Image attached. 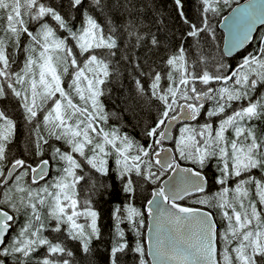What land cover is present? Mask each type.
<instances>
[{"label": "snow or ice", "instance_id": "1", "mask_svg": "<svg viewBox=\"0 0 264 264\" xmlns=\"http://www.w3.org/2000/svg\"><path fill=\"white\" fill-rule=\"evenodd\" d=\"M173 4L186 28L179 46L159 63L148 56L141 63L138 55L117 57L121 43L125 52L160 46L140 20L143 0H0V100L16 101L30 149L57 165L47 180L49 159L35 167L10 159L19 125L0 109V264H75L64 240L90 254L102 236L92 195L109 187L99 178L113 179L114 190L118 182L125 196L112 213L108 264H121L128 252L136 264H149L146 256L151 264H264V131L252 123L264 121V35L258 43L254 36L257 25L264 27V0H196L191 19L184 0ZM225 8L231 11L219 20L224 47L214 56L207 50L216 40L213 20ZM233 53L240 57L235 66L224 59ZM121 60L134 83L129 99L139 107L148 93L157 103V117L141 128L145 142L109 124L119 117L103 98L122 75ZM169 139L173 146L163 147ZM213 161L220 189L208 195L203 170ZM168 172L174 175L161 182ZM82 182H91L83 200ZM144 184L156 187L142 211L135 199ZM185 199L219 209L223 230L212 213L183 206Z\"/></svg>", "mask_w": 264, "mask_h": 264}, {"label": "trees", "instance_id": "2", "mask_svg": "<svg viewBox=\"0 0 264 264\" xmlns=\"http://www.w3.org/2000/svg\"><path fill=\"white\" fill-rule=\"evenodd\" d=\"M143 2L146 3L148 6L147 8H140V20L146 32L151 31V33L155 34L158 37V39L161 41L160 46L159 48L151 49V51H149L148 48H142L135 49L134 52H125L123 48V43H121V49L118 53L117 59L123 55H138L141 63H145V56H148L151 61L159 63L161 58H166L167 55H169L172 51H175V49L179 46L181 42V33L184 32L186 28L180 23L178 17L176 16L173 0H143ZM184 3L185 12L188 14L190 19L193 18L194 14L197 11L196 0H184ZM233 4H235V2ZM227 9L228 8L223 9L221 15L224 14ZM220 17L221 16H218L213 20V24L216 30V40L211 41L209 38L212 47L210 49H207L208 51H211L214 56H219L222 52L223 33L217 26ZM261 35H264V27L262 26L257 30L255 34V36L257 37V43ZM191 43V38H189L188 44ZM255 47V43L249 44L247 46V51H252ZM245 54L247 53L245 52ZM23 58V53L18 51V63L22 62ZM224 59L226 63H230L231 65L235 66L240 60V57L235 54L231 57H225ZM118 67L122 75L118 80H114L112 83L109 84V87L112 89V91L103 98L106 110L118 114L119 117L117 119L115 116H113L110 119L109 124L119 126L122 131L127 132L129 135L140 140L141 142H145L141 134V128L143 127V124L145 122H151L157 117V103L155 101L149 100V94L146 93L142 101L139 102L140 106L137 107L136 103L129 99L130 94L134 93V83L131 74L125 70L127 67V61L121 60ZM141 79L144 83L145 88L147 89L149 83L148 78L141 77ZM126 100L128 101L127 103H125ZM206 107H211V103H208ZM4 108L8 109L9 113L17 120V124L19 125L17 139L10 146L11 151L9 152V158H24L28 161V163L32 164V166L38 164L41 159H49L50 174L49 177H47L46 179L50 180L52 177L57 175V165L51 160L50 154L45 155L44 157H37L30 149L29 126H27L24 120L22 119L21 113L17 108L16 101L11 97L6 98L4 100H0V109ZM129 109H131V111H129ZM205 119L206 116H202L201 118H199V122L204 123ZM190 123L194 124L195 122ZM252 123L256 125V129L258 132L264 131V121H253ZM175 134H178V128L177 130H175ZM229 135L231 134L229 133ZM178 162L183 165H189L191 167H194L187 161ZM214 165L215 161L212 162V166H209L203 170L208 179V185L206 188L208 195H211L220 189V185L215 184V177L218 175V173L216 172V168ZM253 174H255L257 178H259L260 176L258 170H253ZM166 176L167 174L161 177V181ZM26 180L30 182V176L26 177ZM99 180L109 185L108 190L104 191L102 194L92 195L94 207L99 213L98 224L101 229L102 236L99 241L93 242V250L90 254H84L82 251H80L77 242L71 240H64L66 246L74 252L73 259L75 260V264H108V253L111 247L114 231V221L112 213L117 205H123L125 203V196L122 192L116 191L120 187L118 182L115 183L114 190V188L112 187L114 183L113 179L105 180L104 178H99ZM39 183L43 184L44 181H40ZM90 183L91 182H89V184ZM89 184H85L82 182L80 186L81 200L86 198V196L88 195L87 189L89 188ZM232 185L233 183L230 181L229 187H232ZM35 186L36 185H33V187ZM154 187H156V185L144 184V186L138 191V195L135 199L136 207L140 208L142 211L144 210V204L146 203L147 199H149L151 191ZM181 203L187 206L200 207L209 210L210 212H212L217 222L218 231H222L225 227L226 222L220 215L219 209L215 207H207L199 204H194L191 202V199H185ZM23 220L24 218L20 217L18 223L22 224ZM121 227L126 230V238L131 243H134L135 237L133 236V234L127 232V224L121 225ZM144 229L145 227L141 229V232L143 234V242ZM45 234L49 235L50 239L59 235L56 233ZM61 239H63V237H61ZM218 247H222V243H218ZM120 260L121 264H136V257L131 252H128L127 255L121 256Z\"/></svg>", "mask_w": 264, "mask_h": 264}, {"label": "water", "instance_id": "3", "mask_svg": "<svg viewBox=\"0 0 264 264\" xmlns=\"http://www.w3.org/2000/svg\"><path fill=\"white\" fill-rule=\"evenodd\" d=\"M241 4L242 3H244L245 2V0H241V1H239ZM232 7H236V3L235 4H233L232 5ZM231 11V9L229 8L221 17H220V19L219 20H221L222 19V17L223 16H225V15H228V13ZM217 26H218V28L221 30V32L223 33V41H222V51H223V47H224V35H225V33H224V29H223V27L221 26V24L218 22V24H217ZM259 27H261V26H259V25H257V29L259 28ZM256 32L257 31H255L254 32V35L256 34ZM248 46V45H247ZM246 46V47H247ZM243 49H239V50H237V51H242ZM236 53H233V55H235ZM232 55V56H233ZM228 57H231V56H228ZM182 122L181 121H177L174 125H173V131H174V129L177 127V125L178 124H181ZM171 141L172 140H165L164 141V143H166V145L164 146V147H171L170 146V143H171ZM39 164V163H38ZM37 164V165H38ZM37 165H35V166H37ZM35 166H33V167H35ZM181 166L182 167H191V166H189V165H182L181 164ZM170 175H174V173H171V172H168L167 173V176L161 181V182H163V181H166L167 179H168V176H170ZM30 177H31V174H30ZM208 185V184H207ZM152 192V191H151ZM149 199H151V195H150V197H149ZM147 202V201H146ZM182 202V201H181ZM180 202V203H181ZM183 206H187V205H184L183 204ZM145 207H146V203L144 204V209H145ZM187 207H192V206H187ZM194 208H200V207H194ZM202 211H207V212H210L209 210H207V209H204V208H200ZM146 213V212H145ZM210 213H212V212H210ZM213 215V214H212ZM213 218H214V216H213ZM214 220H215V218H214ZM215 222H216V220H215ZM148 223H149V221H148V218H147V213H146V224H145V229H144V245H145V251L147 252V248H148V245H147V235H148V230H147V225H148ZM217 224V223H216ZM217 228H218V226H217ZM148 258V260H149V264H151V257H147Z\"/></svg>", "mask_w": 264, "mask_h": 264}, {"label": "flooded vegetation", "instance_id": "4", "mask_svg": "<svg viewBox=\"0 0 264 264\" xmlns=\"http://www.w3.org/2000/svg\"><path fill=\"white\" fill-rule=\"evenodd\" d=\"M257 94H259V93H257Z\"/></svg>", "mask_w": 264, "mask_h": 264}, {"label": "rangeland", "instance_id": "5", "mask_svg": "<svg viewBox=\"0 0 264 264\" xmlns=\"http://www.w3.org/2000/svg\"><path fill=\"white\" fill-rule=\"evenodd\" d=\"M233 183V182H232ZM233 186V185H232Z\"/></svg>", "mask_w": 264, "mask_h": 264}]
</instances>
